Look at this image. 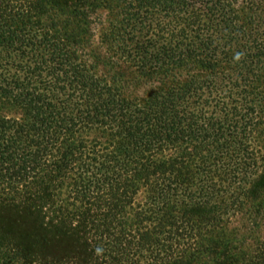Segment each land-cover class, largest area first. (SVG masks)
<instances>
[{
    "label": "trees",
    "instance_id": "1",
    "mask_svg": "<svg viewBox=\"0 0 264 264\" xmlns=\"http://www.w3.org/2000/svg\"><path fill=\"white\" fill-rule=\"evenodd\" d=\"M10 106L1 264H264V0H0Z\"/></svg>",
    "mask_w": 264,
    "mask_h": 264
},
{
    "label": "rangeland",
    "instance_id": "2",
    "mask_svg": "<svg viewBox=\"0 0 264 264\" xmlns=\"http://www.w3.org/2000/svg\"><path fill=\"white\" fill-rule=\"evenodd\" d=\"M99 12H101V14H104L103 16L101 15V18H103L102 22H104V18H106V14L108 13L107 9H102ZM105 23V22H104ZM95 27L98 29H100V25L99 24H95ZM97 33H100V31L98 30ZM98 38L96 37V43L97 45L99 44L98 42ZM137 88V89H136ZM133 90H137L136 94L140 95V96H146L148 95L152 90L156 89V86H150V85H140L139 87H136ZM9 109H6L5 111H2L0 109V116L4 114V112H6V114H9L10 116H22L21 110H18L17 107H8ZM84 137L87 140H96L99 143L104 145H107V143H109L110 141V134L108 131L103 130V129H98V128H93L91 130H88L87 132H85ZM254 220V221H253ZM226 221L227 224L229 222V225H227V228L229 230V232L234 235V236H244L245 238H247L246 240V245L244 247V250L248 251V252H252L255 248V240L256 239H260L262 236H264V218L259 219L258 223H259V228H257L256 224H255V217H252L250 219L249 215L243 212H239L237 214H229V216L226 217ZM100 238H97V241H99ZM105 243V241H104ZM94 245V244H93ZM101 247L104 249L107 248V246H103L101 245ZM50 253V252H49ZM141 264H148L149 262V258H145L141 260ZM1 264V262H0ZM36 264H39L36 263ZM119 264H132L129 263V261L127 262H120Z\"/></svg>",
    "mask_w": 264,
    "mask_h": 264
},
{
    "label": "clouds",
    "instance_id": "3",
    "mask_svg": "<svg viewBox=\"0 0 264 264\" xmlns=\"http://www.w3.org/2000/svg\"><path fill=\"white\" fill-rule=\"evenodd\" d=\"M242 58V53H236L235 56H234V59L239 61L240 59ZM103 253V248L102 247H97L96 248V254L97 255H102Z\"/></svg>",
    "mask_w": 264,
    "mask_h": 264
}]
</instances>
